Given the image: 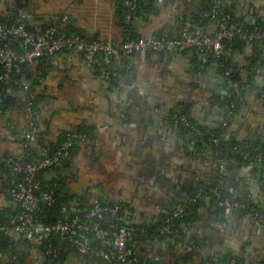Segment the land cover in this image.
<instances>
[{
    "label": "crops",
    "instance_id": "0c3cea01",
    "mask_svg": "<svg viewBox=\"0 0 264 264\" xmlns=\"http://www.w3.org/2000/svg\"><path fill=\"white\" fill-rule=\"evenodd\" d=\"M120 1L0 0V17L12 15L21 5L34 30L52 24L66 28L62 20L67 18L85 37L120 41ZM219 1L235 24L264 25V0ZM202 4L203 0H167L157 16L135 20L136 33L177 36L183 27L180 17L193 21ZM209 31L214 33L216 27ZM246 56L237 59L241 70L252 64L251 48ZM260 59L263 64L244 77L248 83L233 117H227L226 90L219 73L201 70L191 54L148 53L116 59L112 65L123 74L113 88L78 52L69 51L50 58L49 66L38 67L40 62H35L30 79H22V85L33 82L34 94L43 97L38 128L47 140L55 141L63 132H89L62 172L75 204L113 203L122 207L128 224L150 229L186 204L194 191L218 186L255 206L264 219V165L223 161L213 148L204 147L195 130L179 131L181 123L169 118L183 116L204 132L224 134L227 141L250 148L264 144V75L259 74L264 73V50ZM0 103L1 158L19 153L28 120L19 107L25 103L21 93H8ZM9 181L0 169V210L15 209L6 196ZM178 231L167 239L137 242L139 258L162 264H211L234 256L245 264H264V227H258L248 213H226L207 202L197 208L195 220L179 222ZM37 258L35 250L30 252L29 264H42ZM57 264L104 262L70 255Z\"/></svg>",
    "mask_w": 264,
    "mask_h": 264
},
{
    "label": "built area",
    "instance_id": "2783aa9c",
    "mask_svg": "<svg viewBox=\"0 0 264 264\" xmlns=\"http://www.w3.org/2000/svg\"><path fill=\"white\" fill-rule=\"evenodd\" d=\"M161 3L163 0H158ZM123 6L126 8L124 22L129 23L133 11L137 8L132 0H124ZM211 16L217 14V10L211 11ZM205 17L210 15L205 14ZM183 27L179 34L173 37L156 38L141 37L131 39L124 37L120 41L92 39L85 36L71 34L66 36L60 34L57 27L50 26L41 30H29L26 24V15L24 11L18 10V17L15 23L0 24V86L8 87L10 84H16L12 80V74L16 65L24 64L32 67L40 59H49L64 51L78 52L88 65V67L102 80H116L120 73L110 71L112 63L121 57H129L135 54H165V53H187L194 51L198 55L201 65H205L209 58H217L226 61L224 57V48L226 42L241 40L248 43H264V30L251 28L253 26H239L234 23L230 15H225L214 33L208 28L192 25L184 18ZM66 26L70 23L67 18L62 20ZM250 27V28H249ZM67 29V27H66ZM264 49V45L262 47ZM260 62H256L258 67ZM203 70L202 67H199ZM233 73L232 69L224 72L227 79L222 86H230L234 92L239 91V84L233 82L228 77ZM23 91L29 89V85H23ZM4 91L11 93L9 88ZM33 96L25 98L22 108L25 118L28 120L27 131L24 135V142L19 148H26L36 143L38 133L37 124L40 120V111L31 101ZM242 98L239 99V103ZM184 127L195 130L194 127L184 118L178 119ZM71 133V134H70ZM200 134V133H198ZM201 141L203 140V135ZM68 132L66 140L60 145L59 149L49 153L47 149L42 148L38 156L29 160L21 151L15 154H9L0 158V161L11 167L12 171L21 175V180L14 185L11 190L13 199L18 204L20 212L10 217L5 222H0V235L8 232L14 238H22L32 244L40 246L43 255L48 258H57L61 251L59 248L47 243L50 236L56 235L63 245L65 251L73 250L80 257H95L104 262L112 264H132L133 252L128 247L129 243L136 235H144L147 232L154 234V237H174L178 235L176 221L186 218L192 207L196 206L207 197L213 196L217 199L213 204L214 209L230 211H240L252 216L258 227H264V219L255 206L239 202L235 199H218L220 188L218 186L208 189H202L192 195L189 201L176 208L166 217L162 225H155L148 229L135 225H123L114 223L107 228H102L100 222L105 214L117 215L121 206L114 204L113 207H106L93 203L90 212L85 215L88 222L82 221L78 216L67 218L66 220L57 219L52 223H46L38 218L42 205L50 206L54 200L50 192L37 195L39 185L36 181L37 175L44 170L56 169L63 161L70 160V149L74 140L80 138ZM215 147L219 146L216 139L208 138ZM236 154L239 150L234 148ZM243 161H250L258 165H264V153H244L241 155ZM65 210L63 209V212ZM48 218V217H47ZM122 219L117 217L116 221ZM81 233L83 235L93 236L98 241L108 244V252L97 251L89 242H84L80 238H67L69 233ZM47 243V244H46ZM114 252H112V250ZM147 264V263H143ZM229 264H237L232 261Z\"/></svg>",
    "mask_w": 264,
    "mask_h": 264
},
{
    "label": "trees",
    "instance_id": "16d2710c",
    "mask_svg": "<svg viewBox=\"0 0 264 264\" xmlns=\"http://www.w3.org/2000/svg\"><path fill=\"white\" fill-rule=\"evenodd\" d=\"M123 1L124 0L118 2V8H119L118 13L120 15V20L122 23L121 25H122V29H123V36L129 37L131 39L141 38V36H139L138 33H136L135 20H137L138 18L145 19L147 17L157 16L160 13V9H161L162 4H164V2L165 3L167 2V0H163L161 3H159L158 0H132L135 3L137 8L132 13L131 21L129 23H125L124 22V16L126 13V8L123 6ZM213 9L217 10V14L215 16H211L212 15L211 11ZM18 10L23 11V7H21V5H19V7H17L14 10L12 15H9L6 18L0 17V24L15 23L17 21V17H18ZM205 14L210 15V16L205 17L204 16ZM225 15H229V13L222 11V9L220 7V1L219 0H203V4L201 6V9H200L199 13L194 16L193 21H190L186 16H181V17L184 18L187 22H190L192 25L196 24L199 27L204 26V27L210 29V27L218 28L220 23H221L222 17ZM26 24H27V21H26ZM50 26L51 25H47V26L43 27L42 29H45V28L50 27ZM52 26L57 27L59 33L66 35V36H70L71 34L84 36L77 29L74 28V26L71 22L68 24L67 29L63 28V27L61 28L60 26H56L53 24H52ZM251 28H257L259 30H264V25H255ZM27 29H29L31 31L34 30L29 26V24H27ZM153 37L165 38L159 34L155 35ZM0 42H2L1 39H0ZM263 45H264V43H248V42L241 41V40L228 41V42H226V45H225V48L223 51L224 57H226V61H223V60L217 59V58H209L205 65H201V63L198 60V55L196 54V52L191 51V52H187L184 54H191L193 59L196 61L197 66L202 67L203 71H206L208 69L216 70L217 73H219L220 79L222 78L223 82H226V80H227L223 75L224 72L227 69L233 70V73L228 77V79H230L233 82H237L239 84V87H240L239 91L234 92L230 86H228V85L224 86L225 89L227 91H229V95L227 97L229 105H234L232 108H230L231 114H229L228 116L231 115V117H233L234 113H236L238 108H239V99L244 97V89L248 83L246 81L247 78L245 80L244 77L246 76L247 72H249V70L252 69V67L255 68L257 61L260 62V65L258 67H260L263 64V60L260 59V55L262 54V51L264 50V49H262ZM249 48H251L253 50V55H254L252 57L253 59L251 60L252 64L249 67H246L245 70H241V68L239 69V64L237 62V59L241 58V57L245 59V56L247 54V50ZM67 52H69V50L61 52L59 54L67 53ZM49 60H50V58L49 59H40L38 61V62H40L38 67H40L43 64H47L49 66V64H50ZM32 69H33V66L28 67L27 65H24V64L16 65L15 70L12 74V80L15 81L16 84H10L8 87L0 86V100H4L7 97L8 93L4 90L6 88H9L10 92L12 94L21 93V95L24 97V100L26 97L33 96V100L31 102L36 107H38V105L42 102L43 97L41 95L34 94L33 82H28L29 83L28 84L29 89L26 92L23 91V88H24L23 85L24 84L22 85V79H26V80H27V78H28V80L30 79V77L32 75V71H31ZM109 69H110V71H118L120 73V76L116 80L108 81L113 88H116L118 86L119 79L123 73H122L121 69L119 68V66H116V68H115V67H113V65H111L109 67ZM1 71H2V66H0V72ZM28 75H30V76L27 77ZM19 99H22V98H19ZM7 100L12 101V99L10 100V98H8ZM0 105H1V103H0ZM19 107L22 109L24 107V105H22L20 103ZM177 117L179 119L180 118L185 119V117H183V116L181 117L180 115ZM172 120H173V122H175V120L173 118H172ZM186 120L189 121L190 124L195 126L194 129L197 133H200L201 135H203L202 144L204 145V147L213 148L222 157L223 161H226V162L227 161H235V162L244 163V164L245 163H251L250 161H243L241 155L244 153H249L251 155L254 153H264V144L256 145V146L250 148V147H247L243 144H239V143H235V142H229L222 136V134H217V133H213V132H210V133L204 132L203 128L195 125V123L192 120L187 119V118H186ZM180 125H182V124H180ZM38 127H39V123L37 124V128ZM38 131H39V128H38ZM72 134L77 135V136H81V137L74 140L73 146L71 147V149L69 151L71 159L74 156V154L76 153L78 143L81 141L82 136H87L89 134V132H86L84 130H79L77 132H72ZM67 135H68V132H63L59 135V137L55 141H51V140H47L45 135L39 131L36 135V143L34 145L28 146L26 148H19V150L25 154L27 159L33 160L38 156V153L42 148L47 149L49 153H53L54 151L58 150L60 145L66 140ZM208 138H213V139L218 140L219 146L215 147L213 145V143L208 140ZM22 142H24V136L21 139L20 144ZM234 148L239 150L238 154L235 153ZM6 155H9V154H6ZM69 164H70V160L63 161L62 164L58 168L41 171L36 177V181L39 185V190L36 191L37 195H40V194L45 193V192H50L52 194V198L54 200V202L50 206L42 205L40 213L38 214V218L41 219L42 221L46 222V223H52V222L56 221L57 219L66 220L67 218L74 217V216H78L82 219V221L88 222L85 219V215H87L90 212L95 200L92 203H88V204H80V203L75 204V196L70 194V190L68 188V184L66 182V179H65L64 175H62L63 170H66L68 168ZM0 169H1V171H3V173L8 174V176H9L10 181L6 187V196L10 199V201L15 203V209L12 211L7 210V209L0 210V222H5L10 217H13L14 215H16L17 213L20 212L18 204L16 203V201L12 197L11 190L13 189L14 185L17 184L21 180V175L15 174L12 171L10 166L2 163L1 161H0ZM210 188H213V187H210ZM202 189L203 188H200V189L194 191V193L192 195H194L195 193L199 192ZM204 189H208V188H204ZM223 198H230V199H235L239 202H243L240 199H237L234 196L220 190L218 199H223ZM216 199H217L216 197L210 196V197H207L204 200H202L196 206L192 207L189 211V215L186 218L178 220V222L176 221L175 225L177 226V229H178V223L179 222L195 220L196 215H197V208L199 206H201L202 204L207 203V202H208V204L213 206ZM96 201H98L99 204H101L102 206H106V207H113L114 206L113 203H104V202H102V200H96ZM243 203H245V202H243ZM63 209L65 210L64 212H63ZM257 210L259 211V209H257ZM117 217H120L122 220L120 222H117L116 221ZM166 219H167V217L165 216L157 225H162ZM114 223H118L120 226L129 225L125 220L122 207L116 216L111 215V214H105L103 217V220L100 222V226L102 228H107L108 226H110ZM154 236H155L154 234L147 232L144 235L138 234L132 239V241L128 245V247L131 248L132 252H133V256H132L133 263L132 264H143V263L162 264V263H159L156 261H142L139 258L138 254L136 252V249H135V244L137 242H139L141 240H148ZM70 237L71 238H80L84 242L91 243L92 246L95 247V249L97 251L108 252V244L106 242L96 240L93 236H88V235H83L81 233L71 232L67 235V238H70ZM159 238H166L167 239V237H159ZM47 243L52 244V245L59 248V251H61V253L59 254V256L57 258L45 257L43 255V251H42V248L40 246L32 244V243H30V242H28L22 238H14L8 232H3L0 235V264H29L30 252H32L34 250L38 254L37 260L40 258L42 259V261H43L42 264H57V263H60L64 260H66L70 255L80 257L73 250L65 251L63 245H61V243H60V241L56 235L50 236L47 240ZM111 250H112V252H114L113 249H111ZM83 258H85V259L86 258L87 259L88 258L89 259H97L95 257H83ZM97 260L102 261L101 259H97ZM232 261L236 262L237 264H245V262L242 258H238V257H234V256L219 258L216 261H210V263L211 264H229ZM102 262H104V261H102ZM104 264H112V263L104 262Z\"/></svg>",
    "mask_w": 264,
    "mask_h": 264
},
{
    "label": "water",
    "instance_id": "95a60500",
    "mask_svg": "<svg viewBox=\"0 0 264 264\" xmlns=\"http://www.w3.org/2000/svg\"><path fill=\"white\" fill-rule=\"evenodd\" d=\"M259 74H260V75H264V73H263L262 71H260ZM223 94H224V96H228V95H229V92H228V91H227V92L225 91V92H223ZM169 118H170V122H171L173 116L171 115V116H169ZM178 119H179L178 117H175V119H174L175 122L178 123ZM178 130H179V131L184 130V132H186V133L192 132V130L189 129V128H184V129H183L182 126L178 127ZM222 136L225 137L224 134H223ZM231 212H233V211H231ZM227 215H228V214H226L225 217H226ZM41 260H42V259L40 258V261H41Z\"/></svg>",
    "mask_w": 264,
    "mask_h": 264
},
{
    "label": "flooded vegetation",
    "instance_id": "af4514ba",
    "mask_svg": "<svg viewBox=\"0 0 264 264\" xmlns=\"http://www.w3.org/2000/svg\"><path fill=\"white\" fill-rule=\"evenodd\" d=\"M221 85H223V83H222V80H221ZM223 88L225 89V87L223 86ZM226 90V89H225ZM227 91V90H226ZM229 92V91H228ZM228 97V96H227ZM224 104H225V107H226V109H227V114L229 115V114H231V110H230V108H232L234 105H229V103H228V100H227V98H226V100H225V102H224ZM227 115V116H228ZM192 125V124H191ZM193 126V125H192ZM193 127H195V126H193Z\"/></svg>",
    "mask_w": 264,
    "mask_h": 264
}]
</instances>
